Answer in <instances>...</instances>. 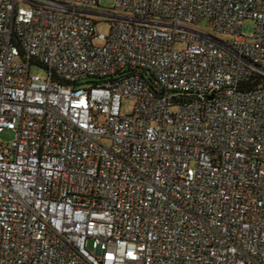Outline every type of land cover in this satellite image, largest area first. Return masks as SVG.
<instances>
[{
	"label": "built area",
	"instance_id": "2783aa9c",
	"mask_svg": "<svg viewBox=\"0 0 264 264\" xmlns=\"http://www.w3.org/2000/svg\"><path fill=\"white\" fill-rule=\"evenodd\" d=\"M99 2L0 0V264H264V0Z\"/></svg>",
	"mask_w": 264,
	"mask_h": 264
},
{
	"label": "rangeland",
	"instance_id": "374dc122",
	"mask_svg": "<svg viewBox=\"0 0 264 264\" xmlns=\"http://www.w3.org/2000/svg\"><path fill=\"white\" fill-rule=\"evenodd\" d=\"M114 4H115L114 0H100V2H99L100 8L102 10H109L110 8H113ZM198 26L201 29H204V30L209 31L210 33H213L214 35H216V33L213 29H210L207 27L206 21L200 22ZM99 29L103 33H108L110 31V23H108V22L100 23ZM255 29H256V21L253 19H246L242 24V32L246 36H250L255 31ZM31 74L32 75L45 76L46 71L43 70L42 68L38 67V66H33L31 69ZM86 85L89 86L90 84H86ZM134 107H135V101L134 100L128 99V98H125L123 100V113H125V114L132 113L134 110ZM1 139L3 142L9 143L14 139V134L10 131H5L2 134ZM88 250L93 252L91 245L88 246Z\"/></svg>",
	"mask_w": 264,
	"mask_h": 264
},
{
	"label": "trees",
	"instance_id": "16d2710c",
	"mask_svg": "<svg viewBox=\"0 0 264 264\" xmlns=\"http://www.w3.org/2000/svg\"><path fill=\"white\" fill-rule=\"evenodd\" d=\"M140 74L143 76V78L148 81L153 87L154 85V81L152 80V78H150L149 76H147V73H144V71L140 72Z\"/></svg>",
	"mask_w": 264,
	"mask_h": 264
}]
</instances>
